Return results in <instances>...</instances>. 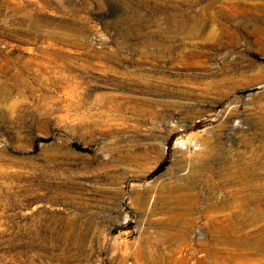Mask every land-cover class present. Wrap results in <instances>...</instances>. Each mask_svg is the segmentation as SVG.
<instances>
[{
  "label": "rangeland",
  "instance_id": "rangeland-1",
  "mask_svg": "<svg viewBox=\"0 0 264 264\" xmlns=\"http://www.w3.org/2000/svg\"><path fill=\"white\" fill-rule=\"evenodd\" d=\"M0 264H264V0H0Z\"/></svg>",
  "mask_w": 264,
  "mask_h": 264
},
{
  "label": "trees",
  "instance_id": "trees-1",
  "mask_svg": "<svg viewBox=\"0 0 264 264\" xmlns=\"http://www.w3.org/2000/svg\"><path fill=\"white\" fill-rule=\"evenodd\" d=\"M161 168H162V166H160V167L158 168V171H160V170H161Z\"/></svg>",
  "mask_w": 264,
  "mask_h": 264
}]
</instances>
